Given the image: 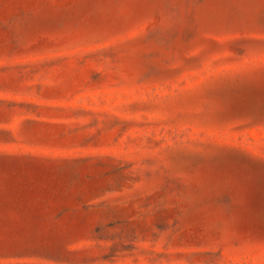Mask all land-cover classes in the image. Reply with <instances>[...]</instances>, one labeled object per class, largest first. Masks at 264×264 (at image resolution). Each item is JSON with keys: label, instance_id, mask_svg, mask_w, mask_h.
I'll use <instances>...</instances> for the list:
<instances>
[{"label": "rangeland", "instance_id": "rangeland-1", "mask_svg": "<svg viewBox=\"0 0 264 264\" xmlns=\"http://www.w3.org/2000/svg\"><path fill=\"white\" fill-rule=\"evenodd\" d=\"M0 264H264V0H0Z\"/></svg>", "mask_w": 264, "mask_h": 264}]
</instances>
